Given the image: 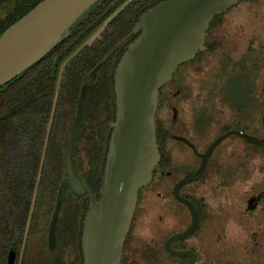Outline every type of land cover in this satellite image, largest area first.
Instances as JSON below:
<instances>
[{
    "label": "flooded vegetation",
    "instance_id": "af4514ba",
    "mask_svg": "<svg viewBox=\"0 0 264 264\" xmlns=\"http://www.w3.org/2000/svg\"><path fill=\"white\" fill-rule=\"evenodd\" d=\"M32 2H0V24L9 23L17 10L28 8ZM261 27L264 0H241L210 24L207 49L181 64L172 80L161 88L156 113L161 159L151 183L139 192L124 245L123 264H264V144L237 133L264 138ZM94 34L85 43H92L97 35ZM65 63L66 60L54 62L57 91L64 80ZM98 68L95 79L91 72L90 82L95 84L101 75ZM46 85L44 81L43 86ZM87 86L85 83L81 90L85 95ZM225 134L206 156L210 145ZM200 169L195 178L178 188L179 195L195 207L194 224V211L177 196L175 188ZM23 177L26 185H31L32 173L25 171ZM32 211L31 208L30 213L20 216L0 213V264H8L15 245V264H21L26 245V263L42 261L53 213L48 222L46 213ZM22 215L25 235L30 230L33 234L24 237L20 245ZM193 224L189 235L170 241ZM3 249L9 250L6 260Z\"/></svg>",
    "mask_w": 264,
    "mask_h": 264
},
{
    "label": "water",
    "instance_id": "95a60500",
    "mask_svg": "<svg viewBox=\"0 0 264 264\" xmlns=\"http://www.w3.org/2000/svg\"><path fill=\"white\" fill-rule=\"evenodd\" d=\"M99 1L42 0L7 28L0 35V86L39 61L69 36L72 26ZM240 1L164 0L140 16L132 30L138 37L124 51L115 70L116 118L110 122L112 132L99 193L80 175L74 156L84 106L85 93L82 91L65 150L67 177L58 189L50 221V250L57 248L59 214L65 190L71 187L76 193H87L89 198L82 234L83 264H123L124 245L139 192L151 183L161 159L156 127L161 88L172 80L181 64L207 49V32L215 16ZM98 66L93 69V79ZM237 133L264 144V138ZM226 135L210 145L206 156ZM200 171L182 179L175 188L177 196L194 211V224L195 207L179 195L178 188ZM194 224L174 235L170 241L189 235ZM16 250L15 245L9 253L8 264H15Z\"/></svg>",
    "mask_w": 264,
    "mask_h": 264
},
{
    "label": "trees",
    "instance_id": "16d2710c",
    "mask_svg": "<svg viewBox=\"0 0 264 264\" xmlns=\"http://www.w3.org/2000/svg\"><path fill=\"white\" fill-rule=\"evenodd\" d=\"M40 1L34 0L28 8L17 10L6 25L0 24V35ZM162 1L100 0L72 26L69 36L15 81L0 87V114H3L0 117V213L20 216L30 213L32 208L33 213H46L49 222L58 189L67 177L65 150L71 134L66 143L58 136L59 129H65L67 117L74 121L85 83L88 86L74 156L80 175L95 192H100L112 132L110 122L116 118V66L129 44L138 37L132 33L135 23ZM102 26L92 43H85ZM61 60H66L65 76L57 91L54 62ZM99 64L101 75L95 84L90 82L91 72ZM25 171L32 173L31 185H26ZM88 205L87 193L66 188L58 228L59 245L50 250L45 243L44 248L50 252L45 255L42 251V261L38 264H83L82 234ZM23 219L22 215L20 245L24 237L33 234L30 230L25 235ZM8 252L3 249L5 260ZM27 253L26 245L21 264H27Z\"/></svg>",
    "mask_w": 264,
    "mask_h": 264
},
{
    "label": "rangeland",
    "instance_id": "374dc122",
    "mask_svg": "<svg viewBox=\"0 0 264 264\" xmlns=\"http://www.w3.org/2000/svg\"><path fill=\"white\" fill-rule=\"evenodd\" d=\"M263 30H264V27H261ZM100 31H96L95 32V34H94V36L96 35V34H98ZM73 119L72 118H70V117H67L66 119H65V125H66V127H65V129L64 128H62L61 129V131H60V138H63V140H64V142H66L67 143V139H68V136H70V134H71V132H72V126H73ZM67 127H71L68 131H66V128ZM60 213H62L63 214V212L61 211ZM62 214H61V216H62ZM34 245H36V243H34ZM33 248V247H32ZM48 249V248H47ZM47 249H45V248H43L42 249V251H43V254H45V255H47V254H49V250H47Z\"/></svg>",
    "mask_w": 264,
    "mask_h": 264
}]
</instances>
